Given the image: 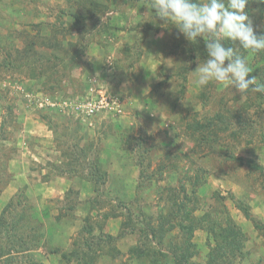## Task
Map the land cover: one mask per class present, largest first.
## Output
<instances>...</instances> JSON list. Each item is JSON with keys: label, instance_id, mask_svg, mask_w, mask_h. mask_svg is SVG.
Segmentation results:
<instances>
[{"label": "rangeland", "instance_id": "1", "mask_svg": "<svg viewBox=\"0 0 264 264\" xmlns=\"http://www.w3.org/2000/svg\"><path fill=\"white\" fill-rule=\"evenodd\" d=\"M149 5L0 0V213L12 202L35 243L12 264H140V247L171 254L179 228L163 240L149 229L181 219L170 218L175 199L198 219L210 213L194 260L207 258L210 236L215 244L206 227L229 213L246 233L230 259L264 264V94L201 86L204 47ZM246 12L264 34V3L249 0ZM45 38L72 44L63 63L40 60ZM30 40L36 52L23 58ZM238 54L263 83L264 57Z\"/></svg>", "mask_w": 264, "mask_h": 264}, {"label": "clouds", "instance_id": "2", "mask_svg": "<svg viewBox=\"0 0 264 264\" xmlns=\"http://www.w3.org/2000/svg\"><path fill=\"white\" fill-rule=\"evenodd\" d=\"M248 3L249 0H150L149 6L156 17L165 24H174L189 42L204 39L207 58L196 69L201 86L215 81L239 93L251 90L264 94V83L250 75L247 61L238 54V49L264 51V34L257 35L246 12ZM223 41H238L240 47H224Z\"/></svg>", "mask_w": 264, "mask_h": 264}, {"label": "trees", "instance_id": "3", "mask_svg": "<svg viewBox=\"0 0 264 264\" xmlns=\"http://www.w3.org/2000/svg\"><path fill=\"white\" fill-rule=\"evenodd\" d=\"M93 4L97 7V5L93 2ZM88 10V9H87ZM75 17L77 18L74 24H77L80 17H83L81 14L75 13ZM46 43V50H50L52 53H48L45 50L42 55L40 56V60L44 61V58L49 57L52 59L54 57L56 61L61 63L64 62L65 56L71 53V49H73L72 44L70 43V47L66 46L64 42L60 39H55L52 41H48V39L43 40ZM237 42L231 41H223L222 44L224 47H234L236 48ZM36 41L30 40L27 44L21 49L22 57L27 58L32 52H36ZM195 47H204L202 50L203 56H207L205 41L201 37H198L197 42H193ZM72 46V47H71ZM67 48V49H66ZM47 52V53H46ZM51 54V55H50ZM264 57V51L258 52ZM49 61V59L47 58ZM73 60V59H71ZM256 72V71H255ZM258 75L262 77V81L264 83V67H259L256 72ZM200 126V124H197ZM197 126V127H198ZM200 128V127H198ZM251 162V161H250ZM199 181H195L194 185H198ZM193 193L196 194V188H194ZM191 199L192 197H188ZM12 202L0 213V264H12V259H15L16 254L20 252L28 251L32 249L30 245H34L35 243H30L26 240L24 231L25 226L22 222L25 220V214L19 215V218L15 215L10 207H12ZM174 207L176 211L170 215V218H177L178 215H181V219L178 220L177 223L169 225L166 228L165 223L166 221H162V224L159 227L150 226V231L152 236L160 237L162 240L166 237L167 233L172 231L174 228H179L182 233L180 242L175 244L174 248L172 249V253L169 254L168 252L159 251L156 252L155 250H144V247H140L135 254L138 257L143 258L145 256L146 261L141 262L140 264H236L234 259H230V257L236 255L238 252L241 251L245 244L246 240V233L243 229L235 222V220L230 216L229 213H226V210L223 211L226 213L224 222L225 225H220L219 229H216V221H213L209 227H206L208 232L212 233L214 237L213 244L211 236L208 238V244L210 251L207 254V258L203 261L194 260L195 256L199 254V247L198 244L193 240L195 236L196 229L200 226L203 220H206L210 213H204L198 219L195 216L194 211L195 208L187 207V203L184 200H174ZM240 208L244 211L247 217H251L250 210L247 205H242L239 203ZM11 215L10 217L8 215ZM39 227L42 226L40 221L37 219ZM256 227L259 226L258 221H254ZM22 223V224H21ZM39 227L36 229L39 231ZM37 231V233H38ZM4 232V235L1 233ZM35 233L34 237L31 238V242L38 241L39 235ZM5 236V239H3ZM5 240V241H4ZM65 256V255H64ZM148 256V258H146ZM230 256V257H229Z\"/></svg>", "mask_w": 264, "mask_h": 264}, {"label": "built area", "instance_id": "4", "mask_svg": "<svg viewBox=\"0 0 264 264\" xmlns=\"http://www.w3.org/2000/svg\"><path fill=\"white\" fill-rule=\"evenodd\" d=\"M105 100H106V99L103 97V98L101 99L100 102L102 103V102H104ZM105 102H106V104H108L107 101H105ZM95 104H96L95 102L90 101L89 104H88V106H90V109L93 110V109L95 108ZM96 105H97V104H96ZM102 106H103V105H97V107H102Z\"/></svg>", "mask_w": 264, "mask_h": 264}]
</instances>
